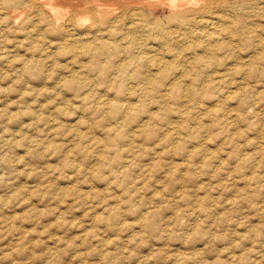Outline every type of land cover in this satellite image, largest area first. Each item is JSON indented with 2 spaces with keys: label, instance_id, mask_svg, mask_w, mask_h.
Segmentation results:
<instances>
[{
  "label": "rangeland",
  "instance_id": "rangeland-1",
  "mask_svg": "<svg viewBox=\"0 0 264 264\" xmlns=\"http://www.w3.org/2000/svg\"><path fill=\"white\" fill-rule=\"evenodd\" d=\"M1 3L0 264H264V0H211L213 46Z\"/></svg>",
  "mask_w": 264,
  "mask_h": 264
},
{
  "label": "bare ground",
  "instance_id": "bare-ground-1",
  "mask_svg": "<svg viewBox=\"0 0 264 264\" xmlns=\"http://www.w3.org/2000/svg\"><path fill=\"white\" fill-rule=\"evenodd\" d=\"M2 1V0H1ZM12 2H14V4H29L32 3V5H35V10L37 9L38 11V15H41L40 19L44 22H46L48 25H50L51 27H57V26H72V27H76L77 25L79 26H84L83 24V20L84 22L87 19H91V22H87V27H86V31L87 34L88 32H94L95 33H102V29L103 31L105 30L104 25L107 24L108 22L110 23L112 20L116 21L117 17H119L121 15V13L123 12L121 10V12L119 11V9H121V5L123 9L125 10H132L133 8H140L144 13L145 12V8L147 7L149 10L153 7L152 5L154 4H158V5H163L168 7V9L170 10L169 13H171L169 16H167L168 19H165L164 17H166L165 15H163L164 19H160V18H152L146 21V26L144 27L146 31H148L149 33L152 32L154 35V32H158L161 33L163 35H165L166 37H172L174 36V34H176V32L173 33V29L169 27H167V23L168 21H174L177 26L179 28H181V26H185L186 21L188 19V17H192V19L195 18V22L199 23V25H201L202 27H204L205 29L201 30H197L198 34L195 33V35H199L200 37H203L205 41H207L208 45L210 43V46L215 43H218L221 39V23H224V21L226 22L227 19L225 16L223 15H219L218 13L216 14H211V15H202L203 13L207 12V10L209 9V3L211 2V0H3V3H7V4H12ZM16 2V3H15ZM116 2V3H115ZM119 2V3H117ZM242 2V1H241ZM1 3V4H3ZM243 3V2H242ZM241 3V4H242ZM6 4V6H7ZM12 4V5H14ZM119 4V5H117ZM232 5V4H231ZM2 6V5H1ZM0 6V13L2 12V7ZM10 6V5H9ZM24 6V5H23ZM11 7V6H10ZM32 7V6H31ZM214 7V6H213ZM232 7V6H231ZM13 8V7H12ZM12 8H9L10 10H8L6 13L8 14L9 18H11L10 20H12L14 23L21 17V14L23 13H19L18 11L20 10H13ZM29 8V7H27ZM26 8V10H27ZM223 8V7H222ZM230 8V7H229ZM234 8V7H233ZM12 9V10H11ZM15 9V8H14ZM235 9V8H234ZM24 10H25V6H24ZM34 10V9H33ZM124 10V11H125ZM137 10V9H136ZM222 10V9H221ZM22 11V10H21ZM216 11V10H215ZM220 11V10H219ZM5 11H3L4 13ZM25 12V11H24ZM221 12V11H220ZM28 13V11H27ZM120 13V14H119ZM129 13V12H128ZM132 13V11H131ZM119 14V15H118ZM123 14V13H122ZM125 14V12H124ZM133 14V13H132ZM224 14V13H223ZM2 15V14H1ZM126 15V14H125ZM128 15V14H127ZM134 15H136L134 13ZM152 15V14H151ZM151 15L149 17H151ZM158 15V14H157ZM195 15H199L198 19H196L197 16ZM225 15V14H224ZM227 15V14H226ZM138 16V15H136ZM5 17V16H4ZM30 17V16H29ZM28 17V19H29ZM139 17V16H138ZM147 17V16H146ZM158 17V16H157ZM189 17V18H190ZM236 18L238 17L237 14L235 16ZM7 18V17H6ZM25 18V17H24ZM23 18V20H24ZM126 18V17H125ZM131 18V17H130ZM115 19V20H114ZM132 19V18H131ZM135 19V17H134ZM143 19V16H142ZM133 20V19H132ZM139 20V19H138ZM190 20V19H189ZM11 21V22H12ZM32 21V20H31ZM112 21V22H113ZM118 21V20H117ZM130 21V20H129ZM191 21V20H190ZM230 21V20H229ZM21 22V21H20ZM19 22V23H20ZM26 22V21H24ZM238 22V21H237ZM10 23V22H8ZM121 23V22H120ZM128 23V22H127ZM135 23V22H134ZM141 23V22H140ZM143 23V22H142ZM145 23V20H144ZM103 24V27H101V25ZM113 24V23H111ZM116 24V23H115ZM136 24H139L138 22ZM189 25V23H187ZM225 24V23H224ZM126 25V23H125ZM132 25V24H130ZM195 25V24H194ZM196 25V26H199ZM129 26V25H128ZM142 26V25H141ZM175 26V25H174ZM229 26V23H228ZM110 27H112L110 25ZM126 27V26H125ZM131 27V26H129ZM135 27V26H134ZM59 28V27H58ZM69 28V27H68ZM67 28V29H68ZM137 28V27H136ZM139 28V27H138ZM143 28V29H144ZM198 28V27H197ZM56 29V28H55ZM62 29V28H61ZM71 29V28H70ZM79 29V28H78ZM85 29V27H84ZM110 28L108 27L107 30H109ZM143 29H139V30H143ZM182 29V28H181ZM194 29V28H193ZM200 29V28H198ZM58 30V29H57ZM74 30V29H73ZM82 30V29H81ZM138 30V31H139ZM196 30V29H195ZM71 31V30H70ZM131 31V30H130ZM145 31V32H146ZM185 31V29L183 30ZM75 32V31H74ZM80 32V31H79ZM109 32H114V29H110ZM144 32V31H143ZM179 32V31H178ZM182 31H180L179 33H181ZM196 32V31H195ZM82 33H84L82 31ZM131 33V32H130ZM183 33V32H182ZM192 33V32H191ZM92 34V33H91ZM142 34V33H141ZM145 34V33H144ZM85 35V34H84ZM98 34H96L95 36H97ZM135 35V34H134ZM133 35V36H134ZM140 35V34H139ZM148 35V34H147ZM146 35V36H147ZM192 35V34H189ZM86 36V35H85ZM94 36V37H95ZM103 36V35H102ZM101 36V37H102ZM149 36V35H148ZM194 36V35H192ZM71 37V36H70ZM137 37H139L137 35ZM141 37V35H140ZM156 37V36H155ZM162 37V35H161ZM176 37V36H175ZM184 37V36H183ZM76 37H74L75 39ZM81 38V37H80ZM77 41L79 43L80 41ZM135 38V37H134ZM142 38V37H141ZM144 38V37H143ZM160 38V37H159ZM193 38V37H192ZM197 38V37H195ZM72 39V37H71ZM70 39V40H71ZM97 39V37H96ZM106 38H104L105 40ZM136 39V38H135ZM171 39V38H170ZM174 38H172L173 40ZM194 39V38H193ZM76 40V39H75ZM93 40V39H91ZM100 40V39H97ZM104 40L102 42H104ZM138 40V39H137ZM169 40V39H168ZM196 40V39H195ZM194 40V41H195ZM201 40V39H200ZM94 41V40H93ZM108 40H105V42ZM139 41V40H138ZM174 41V40H173ZM223 41V40H222ZM89 42V41H88ZM92 42V41H91ZM111 42V41H110ZM198 42V41H197ZM90 43V42H89ZM94 43V42H93ZM100 43V42H99ZM142 43V41H141ZM206 43V44H207ZM74 44V42H73ZM98 44V43H97ZM78 45V44H77ZM83 45V44H82ZM106 44L103 45V43L101 45H97V49H99L101 46L105 47ZM111 45V44H110ZM76 46V45H75ZM79 46V45H78ZM95 46V45H94ZM80 47V46H79ZM88 47H92V43L91 46ZM87 47V48H88ZM216 47V46H215ZM83 48V47H82ZM115 48V47H114ZM147 48V47H146ZM210 48V47H209ZM150 49L152 50V47L150 46ZM211 49V48H210ZM213 49V48H212ZM75 50V49H73ZM80 50V49H79ZM79 50H75L76 52ZM89 50H92L91 48ZM114 50V49H113ZM112 50V51H113ZM156 50V48H155ZM84 51V50H83ZM82 50L79 52H83ZM101 51V50H98ZM117 51V50H116ZM89 52V51H88ZM93 52L95 53V49L93 50ZM115 52V50H114ZM114 52H111L112 54ZM153 52V51H151ZM78 53V52H77ZM154 53V52H153ZM157 53V52H156ZM93 54V53H91ZM116 54V53H115ZM159 54V53H158ZM75 55V53H74ZM79 55V54H78ZM156 55V54H155ZM77 56V55H75ZM96 56V55H94ZM160 60V59H159ZM84 61V60H83ZM82 61V63H83ZM162 60H160L161 62ZM86 62V61H85ZM165 62V61H162ZM81 63V62H80Z\"/></svg>",
  "mask_w": 264,
  "mask_h": 264
}]
</instances>
